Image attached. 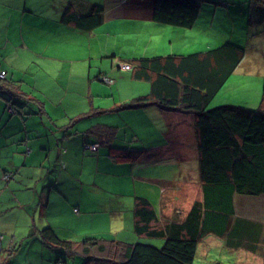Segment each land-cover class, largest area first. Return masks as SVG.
I'll return each instance as SVG.
<instances>
[{
	"label": "crops",
	"instance_id": "obj_1",
	"mask_svg": "<svg viewBox=\"0 0 264 264\" xmlns=\"http://www.w3.org/2000/svg\"><path fill=\"white\" fill-rule=\"evenodd\" d=\"M199 1L196 19L182 26L155 19V0H0V264L5 258L9 264H68L75 256L62 247L88 236L104 237V247L154 240L161 246L165 238L148 231L185 216L197 188L189 183V159L199 167L195 110L160 103L152 89L157 74L137 75L132 64L226 40L242 44L245 56L264 38L258 9L264 0ZM66 6L77 17L102 6L101 21L78 27L63 19ZM231 12L242 15L237 34L205 32L215 39L195 42L216 15L237 19ZM243 58L225 89L261 75ZM122 62L132 68H121ZM9 100L21 110L11 109ZM150 135L157 142L146 141ZM188 147L196 149L193 156ZM167 166L172 170L155 169ZM145 201L158 220L139 232L135 210ZM46 227L58 241L42 239Z\"/></svg>",
	"mask_w": 264,
	"mask_h": 264
},
{
	"label": "trees",
	"instance_id": "obj_2",
	"mask_svg": "<svg viewBox=\"0 0 264 264\" xmlns=\"http://www.w3.org/2000/svg\"><path fill=\"white\" fill-rule=\"evenodd\" d=\"M199 5V0H155L153 16L165 23L190 26L197 17ZM101 9L102 6H93L87 14L77 17L68 13L66 6L63 19H71L78 27L88 29L100 23ZM258 9L259 19H263L264 2ZM245 50L242 44L226 40L203 51L183 56L141 57L132 64L138 68L137 75L148 78L149 72L157 74L152 89L160 103L195 110L201 200H195L181 220L165 224L160 231H148L149 235L165 238L161 246L137 241L104 247L99 244L104 237L88 236L73 248L63 246L64 253L73 252L72 256L78 253L83 257L82 264H192L200 238L208 234L225 237L232 248L255 251L261 223L237 217L234 202L236 194H264V76L263 94L257 108L233 104L207 108L244 57ZM10 100L11 109L21 110ZM137 100L143 101V98ZM26 104V101L19 102L21 108ZM102 136L106 138L105 134ZM146 201L135 210L139 222L145 221V224L137 223L139 232L147 230L150 220L151 223L158 220L154 209H147ZM41 236L45 240H59L50 227L43 229ZM69 243L72 245L73 241ZM216 260L211 262L215 264ZM2 262L6 264L8 259ZM56 263L63 264V261Z\"/></svg>",
	"mask_w": 264,
	"mask_h": 264
},
{
	"label": "rangeland",
	"instance_id": "obj_3",
	"mask_svg": "<svg viewBox=\"0 0 264 264\" xmlns=\"http://www.w3.org/2000/svg\"><path fill=\"white\" fill-rule=\"evenodd\" d=\"M219 8V7H218ZM221 9V8H219ZM226 9V7H225ZM227 10V9H226ZM232 10V8H231ZM232 16L235 18H230L227 14L221 13L220 15H216L213 22H206L203 24V31L199 28V33L195 35L197 41H202V39L214 40L215 35L207 37L205 32L208 34L213 33H221L222 31H226L227 33L237 34L242 24L240 21V14H235L231 12ZM242 43L245 40H239ZM248 54L244 56L245 62L247 65L255 66L258 65L261 71V75H251L248 77V80L244 81L246 84L237 88L236 90H227L225 86L221 87V89L215 94L212 100L208 103L207 108L215 107L222 104H233V105H241L244 107L257 108L259 102L261 100L263 89H262V81L264 76V38L258 39L256 41V45L248 47ZM243 58V59H244ZM257 62V63H255ZM232 102V103H231ZM254 102V104H253ZM196 129V128H195ZM180 137V136H179ZM146 139V136H144ZM181 139V138H180ZM185 139V138H184ZM192 138H190V141ZM148 142H157L154 135L147 136ZM184 145V144H183ZM185 148V145H184ZM196 153V149L188 147L185 150L187 155L193 156V153ZM189 183L195 181V200H201V183L199 176V169L196 160L193 157L189 159ZM155 169L163 170V171H171V167H155ZM174 169H176L174 167ZM178 169V168H177ZM167 177H171L170 174L165 173ZM194 178H191L193 177ZM200 191V192H199ZM199 192V193H198ZM235 208L236 215L239 218H244L251 220L252 222L261 223V232L258 235V241L256 245L255 251L246 250L243 248H232L225 241V237L217 236L215 234L204 235L200 238L198 243V252L195 255L194 261L192 264H214L211 260L217 258L215 264H261L264 262V194L260 195H235ZM184 204V203H183ZM177 209L184 213V208L182 205ZM186 215V213H185ZM233 219H235L233 217ZM181 220V219H178ZM156 245L158 240H154ZM205 257V258H203ZM237 263H236V262ZM83 257L75 256L73 258H69L68 264H82ZM56 264V263H54Z\"/></svg>",
	"mask_w": 264,
	"mask_h": 264
},
{
	"label": "built area",
	"instance_id": "obj_4",
	"mask_svg": "<svg viewBox=\"0 0 264 264\" xmlns=\"http://www.w3.org/2000/svg\"><path fill=\"white\" fill-rule=\"evenodd\" d=\"M120 64V67L123 68V69H130L132 67V65L130 63H127V62H122V63H119ZM5 74L4 71H0V77H3ZM105 81H110L111 79L107 76V75H104L102 77ZM89 148H96L97 144L94 143V144H89L87 145Z\"/></svg>",
	"mask_w": 264,
	"mask_h": 264
}]
</instances>
